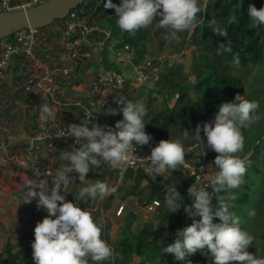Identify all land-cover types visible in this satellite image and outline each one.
Here are the masks:
<instances>
[{
  "label": "clouds",
  "instance_id": "clouds-1",
  "mask_svg": "<svg viewBox=\"0 0 264 264\" xmlns=\"http://www.w3.org/2000/svg\"><path fill=\"white\" fill-rule=\"evenodd\" d=\"M107 9H115L117 24L126 33L135 35L140 29L153 25L168 30L170 39H179L177 33L193 32L198 26V14L205 13L207 0L200 4L199 0H122L117 5L113 0L104 4ZM243 7L242 0L235 6ZM250 27L264 25V8L249 5ZM236 21V15L229 19V24ZM209 28L216 36L227 35L218 26L215 19L210 20ZM230 44H221L218 54L231 52ZM238 66L239 56H234ZM236 102H224L219 106L214 122L198 125L194 131V140L204 148L206 137L207 147L217 153L214 159L215 168L208 177V183L197 186L194 183L188 188L192 198L191 205H184L185 211L193 219V223L178 230V238L174 243L164 247L165 253L175 255L177 260H185L197 251H204L211 256L213 264H264V258H258L248 249L254 236L240 227V218L230 211L232 205L227 202L222 192L239 188L244 183L247 173L246 161L238 155L244 149L245 138L241 128L247 129L260 117L257 114L259 103L244 99L237 94ZM120 108H109L106 115L122 113L123 119L115 124V128L101 127L85 118L79 124L70 125V136L81 141L79 147L72 151H61L60 158L67 162L59 170L49 187L46 179H32L23 176L22 183L26 188L23 194L24 204L37 201L38 209L47 211L42 221L37 222L34 229L33 260L35 264H94L115 259L112 247L102 239V224L95 221L90 212L76 203L67 201L61 195L62 186H67L78 173L82 185L78 193L80 199L97 197L103 199L116 192L106 182L87 179L92 167L99 166L101 161L112 168L124 171L137 163L134 154L137 146L148 145L152 137L145 131L144 117L147 114L145 105L120 96L117 100ZM57 111L48 104L40 107V119H55ZM203 133V136L201 135ZM187 135V134H186ZM186 151L180 141L160 140L147 156L148 164L144 171L152 177L163 176L168 171H176L185 166ZM211 188L210 193L207 189ZM213 194H216V205H213ZM182 196L175 188L165 193L168 210L178 211L182 204ZM76 199V197H75ZM228 199L234 200V196ZM252 212L250 215H254ZM218 218L219 223H214ZM187 264H192L191 260Z\"/></svg>",
  "mask_w": 264,
  "mask_h": 264
},
{
  "label": "trees",
  "instance_id": "trees-1",
  "mask_svg": "<svg viewBox=\"0 0 264 264\" xmlns=\"http://www.w3.org/2000/svg\"><path fill=\"white\" fill-rule=\"evenodd\" d=\"M107 0H86L84 3L75 8V10L89 14L94 19V16L99 12L109 11V27L112 28L115 37L119 36L125 42H128L137 47H143L148 41L147 29H140L135 35L124 33L121 31L115 19V11L108 10L104 7ZM115 1L113 0V3ZM203 4V0H199ZM239 0H209L207 9L204 13L203 20L198 21V26L191 33L185 31V38L197 45L198 55L195 56V63L191 65V71L195 74L197 82L190 83L187 75L183 74L182 68L171 70L163 76L161 83L172 84L175 81L174 90L177 91V99L175 105L170 107H160L154 112L150 109L149 103H143L147 109V114L144 117L146 124L145 131L152 140L148 145L138 146L141 150H146L151 154V149L155 147L160 140H166L165 133L170 128L190 131L191 144L194 140V131L198 125H203V119L196 114V110L201 106L202 100L200 93H207L209 99L204 102L215 114L219 111V106L224 102H234L237 94L250 101H257L260 105L258 115L260 117L259 131L264 126V99L258 98L257 93L264 90V25L253 28L250 27L251 21L247 9L249 5H255L258 9L264 8V0H242L243 7L237 9L235 6ZM235 13L236 21L229 24L230 17ZM202 14V13H201ZM200 16V14H198ZM215 19L219 27L227 33L225 36H216L209 28L210 20ZM56 21L55 23L60 22ZM54 24V23H53ZM124 33V35H123ZM12 37V36H10ZM230 44L232 51L218 54V48L221 44ZM238 54L239 65L234 63V56ZM157 89V88H156ZM156 89H152L154 92ZM197 91H196V90ZM162 89L156 92L162 93ZM188 90L198 92L197 98H187ZM135 100V98L133 99ZM202 103V104H201ZM239 103V101H236ZM112 106V105H111ZM110 106V107H111ZM113 109H119L120 105L113 106ZM106 115H104L105 117ZM122 113L116 115H108L105 117V122L108 127L115 128V124L122 120ZM250 127L247 129L241 128V132L245 138L244 149L240 158L246 161L247 173L244 177V183L237 189L229 192H222L219 195L225 197L228 203L232 205L230 211L234 212L240 218V227L254 236V241L249 252L256 255L258 258H264V142L260 136L250 134ZM203 136V133H201ZM217 155L216 152H214ZM188 157L186 153L185 159ZM176 172V171H174ZM181 178L183 173L176 172ZM135 186H139L141 182L147 181L146 185L149 188V199L156 195V190H161L163 187L156 180H162V176H157L152 179L144 170L132 173ZM167 182V181H166ZM263 183L262 188H260ZM173 188L177 189L182 198L180 203L181 208L176 211L173 217L170 215L167 224L159 228L157 236L150 239L153 232L152 224L142 225L135 230L131 229V224L136 215L130 213L123 229L111 239L110 245L114 250L115 259L112 261H103L100 264H187L188 260L192 264H213L211 256L204 251H197L194 255L186 257L185 260H177L174 254L165 253L164 247L174 243L178 238V230L193 223L191 217H187L184 205H188L183 197L188 192V184L179 182ZM26 188L23 187L20 191H16L15 195L24 201L23 194ZM234 196L235 199H228ZM216 194L213 196V205H216ZM79 198L73 199L71 202L76 203L82 209L85 204H82ZM192 204V203H191ZM190 204V205H191ZM31 208V230L23 235L15 246H6V250L11 251L15 248L11 257L1 260L8 264H35L33 260V249L31 247L34 241V229L37 222L43 220L48 214L44 209H38L37 201L29 203ZM167 204L165 202V193L161 198V216L163 217ZM254 212V215L250 213ZM97 221L100 222L98 218ZM219 219L215 218L214 223H219ZM103 233V230H102ZM106 242L109 240L106 237ZM135 257H141V260H135ZM89 264H94L89 260ZM238 264V262H233Z\"/></svg>",
  "mask_w": 264,
  "mask_h": 264
},
{
  "label": "built area",
  "instance_id": "built-area-1",
  "mask_svg": "<svg viewBox=\"0 0 264 264\" xmlns=\"http://www.w3.org/2000/svg\"><path fill=\"white\" fill-rule=\"evenodd\" d=\"M43 1L0 0V13L26 9ZM56 29L65 42L64 55L68 62L54 69L43 65L39 52L38 44L43 36L44 28H23L11 35L12 37L0 38V79H5L12 57L21 56L27 59L32 69L24 90L54 103L60 100L62 90V83L57 73L70 80L72 79L71 73L81 60L93 54L96 56V64L85 96L64 102V105L68 107L77 108V116L74 119L66 117H57L47 121L40 119L30 136V144L9 156L12 166L25 171L32 170L47 181L54 171L52 161L57 148L63 145L72 151L82 143L70 136L71 124H79L83 119L88 118L101 127L108 128L104 115L110 106L117 102L120 96L133 91L158 88L165 70L182 68L190 83L197 82V78L191 71V65L195 63L198 49L197 45L191 41H187L178 50L167 49L164 46L153 47L149 42L143 47H137L124 40L113 39L111 28L101 26L89 14L75 9L56 23ZM100 51L108 52L114 66L104 64ZM125 66L128 70L122 69ZM199 112L204 123L214 122L216 114L206 104H202ZM204 141V148L198 142L193 141L185 150L188 157L185 159V166H181L180 170L188 188L194 183L197 186L208 183V177L212 172L208 165L212 164L215 168V151L207 147L206 137ZM4 145L2 142L1 146ZM134 154L137 156V163L127 167L124 171L114 169L107 163L113 170L111 181L108 183L110 187L118 188L122 185L127 173L136 172L148 164L147 156L150 153L137 146ZM69 175L73 176V180H77L79 176L78 173ZM207 190L210 193L213 191L211 188ZM185 199L189 204L192 203L188 192ZM143 208L149 215L156 214L161 211V199L152 198L144 204ZM124 210L125 204L121 203L115 214L121 216Z\"/></svg>",
  "mask_w": 264,
  "mask_h": 264
},
{
  "label": "crops",
  "instance_id": "crops-1",
  "mask_svg": "<svg viewBox=\"0 0 264 264\" xmlns=\"http://www.w3.org/2000/svg\"><path fill=\"white\" fill-rule=\"evenodd\" d=\"M42 32L43 36L38 47L43 65L54 69L66 64L68 61L64 55L65 42L62 40L60 33L52 26L44 28ZM113 39L122 40L119 36L115 37L114 32ZM100 56L104 64L113 65L112 57L107 51H100ZM95 64L96 56L93 54L81 60L75 66L74 72L71 73L72 79H66L57 73V77L62 83V90L60 100L56 103L32 93H27L24 90V85L28 81L32 69L27 63V59L21 56L12 57L5 79H0V264H2L1 260L4 258L11 257L15 250L14 248L8 251L6 246H15L20 238L31 230L32 221H30L26 212V209H30L31 212V208L28 206L29 204H24V201H21L15 195L16 191H20L24 187L21 178L27 176L32 179H42L41 176L36 175L32 170L25 171L19 167L12 166L9 156L23 150L30 144V136L40 120V107L42 104H48L56 110V118L66 117L67 119H74L77 116V108L68 107L64 105V102L75 97L85 96ZM122 69L128 70V67L125 66ZM160 84L163 83L160 82ZM2 142L5 144L4 146H1ZM187 143L189 144V141ZM61 151L71 150L63 145L57 148L55 158L52 161L54 171L48 181L49 187L53 186L51 183L57 172L62 170L67 164L66 161L60 158ZM143 170L144 168H140L136 172ZM136 172L127 173L122 185L116 188V192L103 199L99 197L96 199L91 197L80 199L78 197L79 190L87 185H82L79 178L72 180L67 186H62L60 194L64 195L66 200L70 202L75 197L79 198V201L85 204L84 210L90 212L95 221L98 218L100 219L103 230L102 239L104 237L109 239L107 241L109 245L111 239L116 238L118 233L121 232L131 212L136 215L131 224L132 230L150 223L154 230V223L157 221L158 234L159 228L168 222L166 216L170 215V217L174 218L176 212H172L166 207L163 217L161 216V211L153 215L147 214L143 206L151 200L148 195L149 188L146 187L149 183L143 181L136 187L135 180L132 177V173L135 174ZM176 172H182L180 167ZM176 172L168 171L164 174V177L162 176V180H156L158 184L163 186L161 190H156V198L161 199L162 195L177 183H186L183 176L181 178ZM112 173L113 170L107 163L101 161L99 166L92 167L86 178L91 179L93 182L100 180L108 184L111 181ZM183 199L187 202L185 196ZM121 203L125 204V210L121 216H117L115 211ZM187 204L190 205L188 202ZM135 260H141V257H135Z\"/></svg>",
  "mask_w": 264,
  "mask_h": 264
},
{
  "label": "rangeland",
  "instance_id": "rangeland-1",
  "mask_svg": "<svg viewBox=\"0 0 264 264\" xmlns=\"http://www.w3.org/2000/svg\"><path fill=\"white\" fill-rule=\"evenodd\" d=\"M114 1H115L114 4H117V5H119L122 2V0H114ZM29 10H31V8L30 9H19L18 11H21L22 13H29L30 12ZM108 10L115 11V9H108ZM90 13H89V15H90ZM114 14H115L114 18L117 19L116 13H114ZM108 17H109V11H107L105 13L99 12L98 14H96V16H94L93 20L95 22L101 24V26H103L105 28H110L108 25L109 24V20H108L109 18ZM203 17H204V13L200 14V16H198V21L201 22L203 20ZM51 26L54 29H56L55 28L56 27L55 22H54V24H52L48 27H51ZM147 31H148L149 43L153 47H157V48L164 46L167 49L178 50L179 48H182V46H184L188 40V38H185V31L177 33V36L179 37V39H170L168 30L157 27L155 21H154L153 25H151L147 28ZM173 70L175 71V70H177V68H175ZM167 72H168L167 70L164 71L165 74ZM185 74H186V72H185ZM174 88H175V81H173L172 84H167V83L161 84L154 92L152 91V89H149V90L141 89L138 91L137 90L133 91L130 94H126L125 97L132 100L133 102L140 101L142 103H149L150 107H151L150 109H152L154 112H156L157 109L160 107L162 108V107H165L166 105L173 107L175 105V101H176L178 95H177V91H175ZM159 89H162L161 90L162 93L156 92ZM197 95H198V92H194V90H188V92H187V98L196 99ZM200 95H201L202 103L205 104L204 102L208 101L209 95L207 93H202V94L200 93ZM257 96H258V98L264 99V90H260L257 93ZM134 98H135V100H133ZM117 105H119V104L118 103L113 104L110 108H112L113 106H117ZM201 106H199L196 110V114L199 117H201V115L199 114L200 113L199 110H200ZM263 112H264V110H262L261 114ZM107 116L108 115H106L105 117H107ZM260 120L261 119H259L253 125H251L249 132L251 135L256 134V135L260 136V138L262 139V142H264V126L261 129V131L258 130L259 125L261 123ZM164 137H166V140L170 139L173 141H177V140L180 141L182 143V145L185 147V150L189 146V144L188 143L186 144V142L191 140L190 131L188 129L181 131L179 129H174V127L170 128L167 131V133H165ZM146 152H148V151H146ZM263 152H264V149H263ZM239 154H241V153H238V155ZM262 185H263V183H261L259 189L262 188ZM188 217H190V216L187 215L186 218H188Z\"/></svg>",
  "mask_w": 264,
  "mask_h": 264
},
{
  "label": "water",
  "instance_id": "water-1",
  "mask_svg": "<svg viewBox=\"0 0 264 264\" xmlns=\"http://www.w3.org/2000/svg\"><path fill=\"white\" fill-rule=\"evenodd\" d=\"M86 0H45L38 5L29 7V13H22L18 10L0 13V38L13 35L20 29L32 28L43 29L58 20L64 19L72 10L82 5ZM42 8L39 15L33 14V9ZM236 102V101H234ZM30 221H33L30 209H26ZM154 230L150 236L153 239L157 235V221L154 223Z\"/></svg>",
  "mask_w": 264,
  "mask_h": 264
},
{
  "label": "bare ground",
  "instance_id": "bare-ground-1",
  "mask_svg": "<svg viewBox=\"0 0 264 264\" xmlns=\"http://www.w3.org/2000/svg\"><path fill=\"white\" fill-rule=\"evenodd\" d=\"M42 8H36V9H33V14H36V15H39L40 13H42Z\"/></svg>",
  "mask_w": 264,
  "mask_h": 264
}]
</instances>
